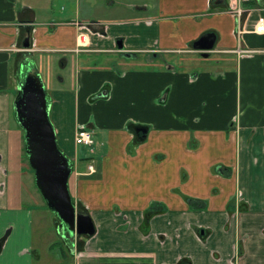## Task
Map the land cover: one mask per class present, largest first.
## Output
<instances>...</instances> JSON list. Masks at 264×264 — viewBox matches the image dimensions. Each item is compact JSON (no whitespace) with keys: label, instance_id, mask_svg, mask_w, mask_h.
Instances as JSON below:
<instances>
[{"label":"crops","instance_id":"1","mask_svg":"<svg viewBox=\"0 0 264 264\" xmlns=\"http://www.w3.org/2000/svg\"><path fill=\"white\" fill-rule=\"evenodd\" d=\"M228 2L0 0V264L42 256L32 211L17 215L20 190L10 188L24 173L13 99L36 53L44 65L57 54L65 72L48 85L34 66L57 145L76 165L72 200L95 225L81 249L65 243L73 264H264V34L254 32L264 5L242 3L238 44ZM207 31L216 41L205 57L192 44ZM176 54L187 56L170 60ZM129 124L148 127L144 140ZM78 127L93 134L86 153L74 142ZM153 202L165 208L145 219ZM22 223L32 241L12 258L5 250L18 245ZM48 258L40 264H58Z\"/></svg>","mask_w":264,"mask_h":264},{"label":"water","instance_id":"2","mask_svg":"<svg viewBox=\"0 0 264 264\" xmlns=\"http://www.w3.org/2000/svg\"><path fill=\"white\" fill-rule=\"evenodd\" d=\"M264 5V0H257ZM224 0H215L220 4ZM29 32V28H27ZM216 34L203 33L193 42V47L204 51L202 56L214 48ZM23 46L30 44L29 33L23 40ZM118 48L122 44L118 41ZM125 56L130 55L125 52ZM28 68V69H27ZM23 80L16 87L13 110L18 126L23 132V146L27 161L33 170L34 182L44 199L46 206L54 211L63 225V238L70 243L77 235L92 236L95 233L94 222L86 210L77 209L68 188V179L72 173V163L57 145L53 125L49 119V103L44 84L34 66L27 67ZM137 137L144 140L148 127L140 124L127 126ZM1 248V242H0ZM73 251V250H72Z\"/></svg>","mask_w":264,"mask_h":264},{"label":"rangeland","instance_id":"3","mask_svg":"<svg viewBox=\"0 0 264 264\" xmlns=\"http://www.w3.org/2000/svg\"><path fill=\"white\" fill-rule=\"evenodd\" d=\"M55 7L58 8L57 5H55ZM255 7H257V6H255ZM53 55H54V58L52 59L51 63L48 65L47 64L44 65V63L42 62L43 57H42V54H40V53H36L33 56H31V58H30L31 59L30 61H32L33 65L38 67L39 71L42 72V74L47 78L46 81H47L48 85H49V82H48L49 79L52 82L57 84L58 76L65 74V72L62 70V68L58 65V60H57L58 57L57 58L55 57V55H57V54H53ZM95 56L96 55H93V57H95ZM117 56L115 57L116 61H118ZM186 56H187V54H185V56L181 55V54H176V55L172 56L170 60L176 61L177 59L186 58ZM195 57L199 61L202 60V58L199 56H195ZM209 57H210L209 60L216 61L217 54L212 53V54H210ZM100 58L101 57H99V55H97L96 59L95 58L90 59V63L101 62ZM29 66H32V64H25L26 68ZM26 68L21 75V80H23L24 74H25L26 70L28 69V68L27 69ZM47 91L49 93V89ZM16 130H18V132L20 133V138L18 141L20 142V144H22V130L20 129L19 126H17V124H16ZM92 137H93V134H92ZM89 149L90 148L85 146V149H84L85 153L87 151H89ZM21 153H22V154H20L21 162L23 164L21 166V169L23 170L24 173L22 174V176H21V174L17 175L16 177L14 175L13 177H11V180H10L11 191L13 193H15L16 190L17 191L20 190V198H19L20 200L17 203V206L19 207V209H22V211L20 213H18L17 215L18 216L20 215L21 218H24L26 216L25 213H26L27 209H30L32 211V215H33L34 222H35L34 223L35 224L34 235H33L34 236L33 237L34 238V246H35L36 252H39L42 254L41 258L45 257L47 259H50V258H48V256H50L58 264H73V254L69 252V250L67 249V247L65 245V243L68 240L62 237V235L64 234V231H65L64 228H61L63 225L59 226L58 229L56 228L57 224L58 223L62 224V222L59 221L56 213L54 211L50 210L46 206L44 199L42 198L40 192L38 191V189L35 185V182H34L33 170L27 161V157H26V153L24 151V147H23ZM81 166L83 167L84 165L82 164ZM74 169L76 170V165L72 164V172L74 171ZM71 177H72V174H70V176H69L68 186H70L69 183L71 182L70 181ZM19 178H20V180H19ZM14 220L18 221L16 218H14ZM27 235H28V233L25 234V230L23 228V223H22V225H19V230H17L13 236V239L16 240L18 245L17 246L9 245L8 248L5 250L6 255H8L12 258H15L16 248H18L24 242L30 243L32 241V235H31V238L29 240L27 238ZM15 236H16V238H14ZM81 238L82 239H77L76 241L74 240V242L71 243L73 245V247L75 246L76 249H78L81 246V244L83 243V241H84L83 239L85 238V235H82ZM48 242H51V243L55 242V243H53V245L50 248V246H49L50 244ZM36 252L33 248V251L29 252L28 254H31V256L32 255L36 256V255H34ZM59 252H61L63 254V257L60 258L61 261H58V258L60 256ZM41 258H40V260H41ZM0 260H2L4 263V258L2 256H1ZM40 260H39V258L34 259L35 264H40ZM44 263H47V261L45 260ZM48 264H53V263H51V261L49 260Z\"/></svg>","mask_w":264,"mask_h":264},{"label":"built area","instance_id":"4","mask_svg":"<svg viewBox=\"0 0 264 264\" xmlns=\"http://www.w3.org/2000/svg\"><path fill=\"white\" fill-rule=\"evenodd\" d=\"M244 1L245 0H229L228 9H227L228 12L232 16H234L238 21L237 24L238 26L236 30L238 44L240 43L239 36L243 32L241 23H242L243 15L245 14V10L242 4ZM254 32L258 34H264V16H258L254 25ZM236 51L239 52L240 54H246L249 50L241 49L238 46ZM74 142L76 145H80V146L82 145L88 148H92L94 139L92 137L91 130L84 127H78L74 135ZM87 171L93 172L94 171L93 165H88Z\"/></svg>","mask_w":264,"mask_h":264},{"label":"trees","instance_id":"5","mask_svg":"<svg viewBox=\"0 0 264 264\" xmlns=\"http://www.w3.org/2000/svg\"><path fill=\"white\" fill-rule=\"evenodd\" d=\"M218 170H221L222 168L220 166L217 167ZM223 171V169H222ZM187 201L192 205V206H199L201 208L205 207L206 201L203 199H196V198H191L187 197ZM162 208H165V206L161 205L159 202H153L148 208L147 211L145 212V219H148L152 214L162 210ZM86 238V237H85ZM3 239L0 240V242ZM82 248V244L79 247V249Z\"/></svg>","mask_w":264,"mask_h":264},{"label":"flooded vegetation","instance_id":"6","mask_svg":"<svg viewBox=\"0 0 264 264\" xmlns=\"http://www.w3.org/2000/svg\"><path fill=\"white\" fill-rule=\"evenodd\" d=\"M81 236H82V235H77V236H75L74 240L76 241L77 239H82ZM85 237H88V236H85Z\"/></svg>","mask_w":264,"mask_h":264}]
</instances>
